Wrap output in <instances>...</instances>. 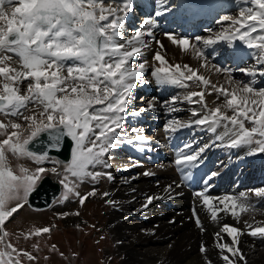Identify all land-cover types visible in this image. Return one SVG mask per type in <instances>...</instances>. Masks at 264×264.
I'll use <instances>...</instances> for the list:
<instances>
[{
  "label": "snow or ice",
  "instance_id": "6c2138e0",
  "mask_svg": "<svg viewBox=\"0 0 264 264\" xmlns=\"http://www.w3.org/2000/svg\"><path fill=\"white\" fill-rule=\"evenodd\" d=\"M157 2L161 10L155 12L156 17L170 10L165 0ZM241 3L250 6L241 8L238 18L222 16L217 22H230L228 26L207 37L193 39L165 33L182 52L191 51L201 61L200 68L209 67L206 49L221 42L235 47V42L240 41L247 49L256 50V66L239 69L253 78L248 82L235 80L230 70L211 65L215 72L226 73V85H218L189 64L173 65L167 60L164 45L153 33L157 22L152 16L145 18L131 35L125 36L126 18L134 10V0H0V115L16 118L7 122L0 120V137H4L0 139V264H21V256L28 261L36 260L32 253L21 252L7 242L10 233L6 231V223L28 203L45 173L61 175L62 198L68 200L74 196L81 206L97 192L93 189L82 195L78 191L80 184L89 178L92 181L103 177L113 179L111 172L90 169L112 167L105 158L124 142L125 114L134 99V90L150 83L145 80L149 62L141 59L133 64V61L136 57L142 58L153 41L160 49L154 52L151 71L158 86L187 89L192 82L201 88L164 102L169 105L170 112L180 111L175 107L178 103L200 105V110L191 109L194 120H169L164 131L176 133L193 125L206 127L226 148L247 146L250 155L264 153V87L256 88L254 79L264 77V0H241ZM13 57L18 58L19 68L12 66ZM24 81L28 83L26 92L22 93L20 85ZM209 88L218 98L223 97L222 103L211 108L205 100ZM149 110L155 111L153 102L140 111ZM130 114L139 116L140 112ZM246 122L252 126L247 127ZM132 131L137 132V129ZM42 135L46 136V143L41 140ZM65 138L72 142L70 160L66 163L49 155L60 151ZM133 140L146 142L147 137L137 134L127 143ZM34 142L42 144L43 150L37 152L30 148ZM202 151L201 148L181 152L175 163L178 167L190 166L198 161ZM9 153L17 159H29L37 167L30 169L18 165L14 170ZM47 163L53 167H45ZM61 166L63 173L58 171ZM253 191L257 197H264V188ZM108 195L103 193L105 197ZM197 195L213 220L222 211L238 218L248 210L242 202L246 197L240 201L225 197L219 201L223 207H217L203 192ZM152 199L154 197H149L148 203ZM70 215L79 216L80 213H62L60 217ZM195 222L203 230L198 216ZM247 227L248 236L264 240V225L249 224ZM51 231L50 227H36L22 235L30 239ZM221 233L231 238L230 244L220 242L223 240ZM243 234L241 229L227 224L216 233L217 248L225 264H238L239 261L246 264L239 239ZM33 247L38 250L39 245ZM52 248L55 250L56 246ZM200 251H206L204 245Z\"/></svg>",
  "mask_w": 264,
  "mask_h": 264
},
{
  "label": "bare ground",
  "instance_id": "6f19581e",
  "mask_svg": "<svg viewBox=\"0 0 264 264\" xmlns=\"http://www.w3.org/2000/svg\"><path fill=\"white\" fill-rule=\"evenodd\" d=\"M213 1L215 0L209 3ZM181 2L182 0H165V6L170 10L156 17L155 12L161 10L157 0H134V10L126 18L124 34L131 35L145 18L152 16L157 22L156 27L152 29L153 33L164 45V54L171 64H189L193 69H199L200 74L209 77L213 84L222 85L218 77L220 73L215 72L212 67L200 68L201 61L196 59L191 51L184 53L174 46L165 33L192 38L194 29L204 31L206 22L219 20L229 10L237 11L239 14L241 8L250 5L241 3V0H225L208 18L209 9L203 11L200 6L181 5ZM209 3L207 6H210ZM220 13L224 15L220 16ZM185 18L191 20L192 24H183ZM145 39L149 38L145 37ZM227 46L226 44L220 46L219 54L214 56L215 59H218L217 57L221 59L220 66L217 67L228 69L232 76H238L239 67L252 60L255 61L256 50L247 49L240 41L235 42V47L227 48ZM155 49L160 50L159 45L153 41L150 48L144 50V56L136 57L133 61V64L141 59L149 62L145 73L147 81L152 77L154 55L152 52H155ZM14 58L16 57H13V60L17 63ZM209 59L212 61L213 57ZM225 60L233 62L232 66L236 69L225 68L222 62ZM254 79L256 88L264 84V79L260 80L258 77ZM153 85L154 83H144L141 86L146 91L147 97H150L149 102L154 103L155 111H140L139 116H132L130 113L137 110L132 106L135 102L133 99L129 113L125 114L124 129L131 125L137 129V132H133L131 136L124 134L122 136L124 142L112 149L105 158L112 165L111 169L105 170L111 172L113 180L122 177L121 185L114 183L108 187L109 195L106 197L111 202L124 200L122 203H116L113 212L109 215V226L113 236L116 242L122 241L121 244L118 243L117 249L118 254L125 255L122 264H208L209 262L221 264L223 260L217 248L216 233L226 224L241 229L244 233L239 239L246 264H264V240L247 235L249 231L247 225H264V197H257L253 191L264 188V155H250L249 148L244 146L226 148L206 127L193 125L182 128L176 133H166L164 126L169 120H179L182 116L185 118L182 122L194 120L191 109L195 107L200 110V105L178 103L175 107L180 111L170 112L169 105L164 102L170 101L175 96L182 98L187 91L177 86L162 90L167 86L155 84L153 88L151 87ZM178 89L181 93L173 96ZM205 100L210 108L214 107L211 99L206 95ZM148 104L142 109L148 108ZM150 133L154 136H150ZM137 134L145 135L147 141L133 140V143H127V140L133 139ZM173 138L177 139L174 146L170 144ZM186 145L192 147L184 148ZM201 148L203 151L197 162L190 166L176 165L175 161L181 152L188 153ZM122 152H127L130 158L124 157ZM234 153L235 160L232 161L231 167L226 169L222 167L223 170L220 171L214 170L216 158L219 156L226 158L227 155ZM161 162L162 165L153 168L155 164ZM145 171L151 175L145 177L142 174ZM209 176H212L210 180ZM192 178L194 180L189 183ZM217 182L220 185L209 192L207 189L214 187ZM201 192L210 197L217 207H223L219 201L225 197H233L238 201L246 197L242 202L248 206V210L239 214L238 218L233 217L228 211H222L218 213V218L213 220L202 198L197 195ZM149 197H154L151 203H148ZM19 214L20 212L11 219ZM197 216L203 230L195 222ZM72 219H68V222H78ZM221 236L223 237L221 243H231V238L225 233H221ZM255 241H260L263 245L261 250L258 246H254ZM201 245L206 248L203 253L200 251ZM238 264L245 262L239 261Z\"/></svg>",
  "mask_w": 264,
  "mask_h": 264
},
{
  "label": "rangeland",
  "instance_id": "374dc122",
  "mask_svg": "<svg viewBox=\"0 0 264 264\" xmlns=\"http://www.w3.org/2000/svg\"><path fill=\"white\" fill-rule=\"evenodd\" d=\"M5 7L7 8L8 5ZM227 15H230L234 18L238 16L237 12H227ZM229 23L230 22L220 24L218 28L217 27L215 28V26H217L216 23L215 26L211 25L210 30H213V34L217 33L221 31L223 27H227ZM209 35L211 34L210 33L200 34L197 35V37L198 36L207 37ZM207 49L209 50V48ZM157 50L158 49H155V51ZM209 52L211 55L214 54V52H211V50ZM152 53L154 54V52ZM215 53H217V51H215ZM15 60H18V58H16ZM212 63L215 64L216 66L218 64L214 61V62H210L209 65ZM225 65L227 67L231 66V62L226 61ZM12 66L18 67L20 65L19 63L18 65L16 63H13ZM254 66H256V61L252 60V62L245 64L240 68H250ZM208 68H210V66ZM240 68H238V71ZM245 76L247 75L243 74L242 72V74L239 75L238 77H235V75H233L232 78L239 81L244 80V82L250 81V77H245ZM218 77L220 78V84L222 85L226 84L225 73H220ZM257 77L260 80L264 79L263 77L260 76ZM150 81L152 83H155V80L152 77L150 78ZM27 83H28L27 81H24L20 85L22 93L26 92ZM189 83H191V87H189V89H185L186 91L188 90V92H190V91L201 90V88L197 87L195 83L192 82ZM151 87H155V85ZM261 87H264V84L257 88H261ZM135 91L136 92L134 93L135 94L134 99L137 104L136 106L137 108L140 107V109H137L138 110L137 112H140L139 110L147 106L146 104L149 103L150 97H146L145 95H143L144 90H141V86L136 88ZM208 91L212 92V94L208 95L207 94ZM206 96L211 99L212 105L214 107L217 104L223 102V97L218 98V94L211 88L207 89ZM183 118L184 117H180V120H182ZM9 119L15 120L16 118L5 117L3 115H0V120H3L4 122H7ZM246 126L250 128L252 125L247 124L246 122ZM128 128L129 131L132 132V129L134 127L129 125ZM150 134H151L150 136H154L153 133ZM3 138L4 137H0V139ZM122 153L125 155L124 157L126 158L129 155L127 152H122ZM227 158H229L232 161L235 157L232 156L230 157L226 156V158L218 157L217 166H219L222 162L227 164L228 162ZM8 159L11 167L14 170L18 167V165H23L30 169H35L37 167V165L34 164L31 160L17 159L16 157L12 156L11 153L8 154ZM45 167L51 168L53 167V165L51 163H47ZM90 170L106 172L107 169L105 170V168L101 166H97V168ZM58 171L63 173V167H60ZM44 175L52 176L53 173L48 172L45 173ZM144 176L148 177L149 175L148 176L144 175ZM58 177L61 181L62 176L59 175ZM110 181L112 180H108L106 177L100 178L98 181H92L89 178L86 179L82 184H80L78 191L82 195L91 191L92 189L98 190V193L95 195L97 196V198L89 199V201H86L83 206L79 204L78 199L74 196L70 197L68 200H64L62 196L61 199L56 203V205L48 211L36 212L30 209L28 206H26L22 210V212H20L19 215H17L14 219H12L11 222L6 226L7 231L9 229V233H10L9 237L7 238V242L12 243L13 246H15L19 250L29 251L30 253H32V255L36 257L35 261H28L27 258H24L26 259L25 260L26 264H122L125 259V255H120L117 252L118 243H121L122 241L116 242V239L113 236L114 234L112 233L111 228L109 226L110 224L109 215L110 212L111 211L113 212L114 209L108 208V204L106 205L102 204L103 192L113 183V182L110 183ZM117 201H122V200H117ZM74 212H79L80 215L79 216L70 215L67 216L66 218L60 217V214L62 213H74ZM68 219L78 220V222H80L81 220L82 224H84L87 227L86 229H89V227L94 225L96 229L92 231L90 234L89 233L87 234L84 231L77 232L73 230L74 226L78 225L77 222L75 221L68 222ZM55 223L57 227H52L53 225H55ZM33 225H37L39 227L49 226L52 228L53 232L49 235L46 234V236H43L41 238L31 237L30 239L26 240L24 238V235H20V233L27 234L31 229L34 228ZM21 242L26 245H30L29 248L32 249L22 246ZM36 244L39 245L38 250L34 249L33 247V245ZM52 244H57L55 250H52L53 249L51 246ZM81 247L83 253L81 254L80 257L77 258L78 255L77 253ZM258 248L261 250V246H258Z\"/></svg>",
  "mask_w": 264,
  "mask_h": 264
},
{
  "label": "water",
  "instance_id": "95a60500",
  "mask_svg": "<svg viewBox=\"0 0 264 264\" xmlns=\"http://www.w3.org/2000/svg\"><path fill=\"white\" fill-rule=\"evenodd\" d=\"M41 140L46 141V136L42 135ZM33 150L40 152L43 150V145L40 143L34 142L33 145L29 146ZM72 147V142L70 138H65L61 142L60 151L50 152V156H57L63 162L69 161V155ZM51 181L49 177L45 178L41 183L40 187L33 192L30 197L29 204L32 208L41 210L46 209L54 202V200L59 196L60 187Z\"/></svg>",
  "mask_w": 264,
  "mask_h": 264
}]
</instances>
